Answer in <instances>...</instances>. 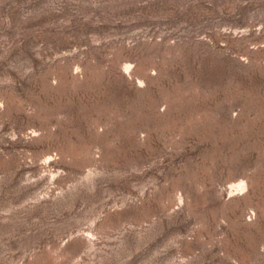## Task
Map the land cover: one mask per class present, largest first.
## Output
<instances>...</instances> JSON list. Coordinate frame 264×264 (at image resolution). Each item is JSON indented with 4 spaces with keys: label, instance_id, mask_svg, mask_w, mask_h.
<instances>
[{
    "label": "rangeland",
    "instance_id": "rangeland-1",
    "mask_svg": "<svg viewBox=\"0 0 264 264\" xmlns=\"http://www.w3.org/2000/svg\"><path fill=\"white\" fill-rule=\"evenodd\" d=\"M0 264H264V0H0Z\"/></svg>",
    "mask_w": 264,
    "mask_h": 264
}]
</instances>
